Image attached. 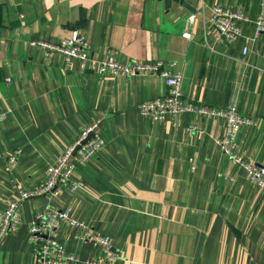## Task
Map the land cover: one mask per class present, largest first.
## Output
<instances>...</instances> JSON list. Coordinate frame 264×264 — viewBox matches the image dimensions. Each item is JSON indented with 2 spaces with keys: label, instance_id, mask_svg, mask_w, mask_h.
Returning <instances> with one entry per match:
<instances>
[{
  "label": "crops",
  "instance_id": "0c3cea01",
  "mask_svg": "<svg viewBox=\"0 0 264 264\" xmlns=\"http://www.w3.org/2000/svg\"><path fill=\"white\" fill-rule=\"evenodd\" d=\"M260 1L0 0V210L16 201L20 217L0 242V264L36 263L27 225L47 205L69 207L89 229L109 234L120 253L115 264H264V187L215 143L225 131L221 117L185 111L152 121L137 105L166 93L163 76L82 71L38 43L82 32L99 57L112 49L119 61L163 60L182 75L185 102L234 103L254 119L235 141L264 165V32H254ZM215 4L244 12L242 36L215 39ZM94 119L103 145L72 175L84 188L21 200L20 189L40 185L45 167ZM81 231L57 230L79 259L66 264L102 256L75 236Z\"/></svg>",
  "mask_w": 264,
  "mask_h": 264
},
{
  "label": "built area",
  "instance_id": "2783aa9c",
  "mask_svg": "<svg viewBox=\"0 0 264 264\" xmlns=\"http://www.w3.org/2000/svg\"><path fill=\"white\" fill-rule=\"evenodd\" d=\"M246 16L240 8L231 9L221 4H215L210 11L209 22L214 29L217 41H232L242 36L240 21ZM255 36L264 32V0L260 1L259 12L254 19ZM189 36V33H185ZM250 37H244L243 54L248 49ZM38 43L47 54L56 52L66 63L78 61L82 71L92 69L102 75L158 74L164 77L166 93L162 96L145 99L138 103V111L143 116L151 117L152 121H163L167 117L176 119L182 112L192 111L204 116L221 117L225 124L222 137L215 139L220 150L225 153L231 162L241 167L248 179L264 187V165H258L243 156L236 144V134L244 124L255 123L250 116L240 113L234 103L225 106H209L185 102L181 92L182 75L172 72L161 59L142 61H119L114 51L109 49L105 55L99 57L90 49L89 40L85 35L78 33L74 36L62 37L57 41H43ZM171 64V63H169ZM6 113L0 111V120ZM190 125L188 129H194ZM103 139L99 134V121L94 119L85 125L74 141L63 150L58 157L49 163L45 169L43 182L31 189H20L19 198L25 199L35 195L48 194L58 196L63 190L76 191L83 189L86 182L73 178V171L78 164L89 161L102 147ZM19 150L8 154L9 161H15ZM190 161L193 162L191 158ZM20 223L16 201H10L3 210H0V242L11 232H14ZM75 226L83 231L75 236L80 240L90 241L97 246L102 256L87 259L89 264H115L120 253L111 248L109 234L89 229L85 222L72 216L70 208H58L47 205L36 210L27 225V239L34 249L35 264H66L70 260H79L73 253L68 252L57 238V230L62 225Z\"/></svg>",
  "mask_w": 264,
  "mask_h": 264
},
{
  "label": "water",
  "instance_id": "95a60500",
  "mask_svg": "<svg viewBox=\"0 0 264 264\" xmlns=\"http://www.w3.org/2000/svg\"><path fill=\"white\" fill-rule=\"evenodd\" d=\"M188 6V5H187Z\"/></svg>",
  "mask_w": 264,
  "mask_h": 264
}]
</instances>
